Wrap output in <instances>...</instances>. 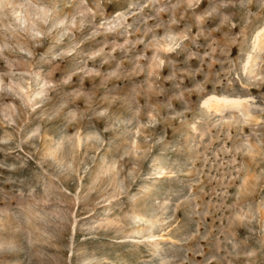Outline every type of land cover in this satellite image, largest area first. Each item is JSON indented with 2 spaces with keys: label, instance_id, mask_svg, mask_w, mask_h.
<instances>
[{
  "label": "rangeland",
  "instance_id": "obj_1",
  "mask_svg": "<svg viewBox=\"0 0 264 264\" xmlns=\"http://www.w3.org/2000/svg\"><path fill=\"white\" fill-rule=\"evenodd\" d=\"M0 264H264V0H0Z\"/></svg>",
  "mask_w": 264,
  "mask_h": 264
}]
</instances>
